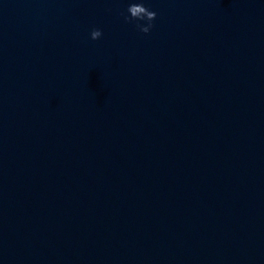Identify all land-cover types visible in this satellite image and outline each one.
I'll return each mask as SVG.
<instances>
[{"label":"water","instance_id":"95a60500","mask_svg":"<svg viewBox=\"0 0 264 264\" xmlns=\"http://www.w3.org/2000/svg\"><path fill=\"white\" fill-rule=\"evenodd\" d=\"M132 2L0 0V264H264V0Z\"/></svg>","mask_w":264,"mask_h":264},{"label":"clouds","instance_id":"9594fccd","mask_svg":"<svg viewBox=\"0 0 264 264\" xmlns=\"http://www.w3.org/2000/svg\"><path fill=\"white\" fill-rule=\"evenodd\" d=\"M126 12L127 15H125L123 12L121 13V15L124 16L125 22L130 23L136 21V27L140 32L148 34L154 26L152 22L156 19L157 14L156 12L145 7L142 0H139V2H136V0H134V2L129 4ZM141 21H143L144 23H139ZM90 35L92 40H97L101 38L102 31L99 29H93Z\"/></svg>","mask_w":264,"mask_h":264}]
</instances>
